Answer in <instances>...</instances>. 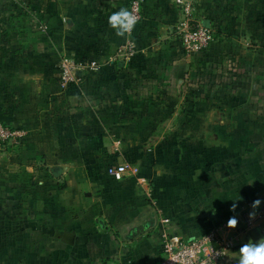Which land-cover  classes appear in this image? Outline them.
Segmentation results:
<instances>
[{"label": "crops", "instance_id": "1", "mask_svg": "<svg viewBox=\"0 0 264 264\" xmlns=\"http://www.w3.org/2000/svg\"><path fill=\"white\" fill-rule=\"evenodd\" d=\"M129 1L0 0V123L24 132L0 148V264H156L164 235L216 227L237 264L264 237V0H194L214 39L191 55L184 0L117 36Z\"/></svg>", "mask_w": 264, "mask_h": 264}, {"label": "built area", "instance_id": "2", "mask_svg": "<svg viewBox=\"0 0 264 264\" xmlns=\"http://www.w3.org/2000/svg\"><path fill=\"white\" fill-rule=\"evenodd\" d=\"M184 18L178 25V37L187 55L205 51L214 39V30L205 26L196 18L193 7L194 0H184ZM126 10L135 20V25L129 33L133 36L134 30L142 18V0H130ZM135 49L133 42L126 44L128 55H132ZM94 66V63H90ZM82 67L73 59L63 57L60 60L59 82L61 88L76 81L75 72ZM24 132L21 129L0 123V148L16 145L22 141ZM136 167H129L126 163L109 168V174L115 180H121L126 175L136 174ZM261 216L258 215L257 218ZM251 225L252 221L247 220ZM239 229L234 233L222 236L219 227L191 240H183L176 236L164 235L161 258L156 264H231V253L234 248Z\"/></svg>", "mask_w": 264, "mask_h": 264}, {"label": "clouds", "instance_id": "3", "mask_svg": "<svg viewBox=\"0 0 264 264\" xmlns=\"http://www.w3.org/2000/svg\"><path fill=\"white\" fill-rule=\"evenodd\" d=\"M109 27L116 30L117 36L129 33L135 25V20L126 9L113 12L108 17ZM259 204V201L255 202ZM232 227L236 226V219H230ZM229 223V221H228ZM237 264H264V237L253 241L249 239L239 247Z\"/></svg>", "mask_w": 264, "mask_h": 264}]
</instances>
